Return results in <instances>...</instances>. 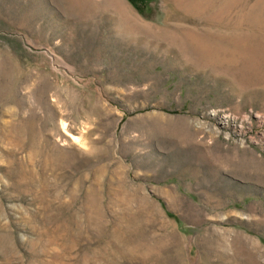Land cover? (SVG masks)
<instances>
[{
    "label": "rangeland",
    "instance_id": "rangeland-1",
    "mask_svg": "<svg viewBox=\"0 0 264 264\" xmlns=\"http://www.w3.org/2000/svg\"><path fill=\"white\" fill-rule=\"evenodd\" d=\"M0 264H264V0H0Z\"/></svg>",
    "mask_w": 264,
    "mask_h": 264
},
{
    "label": "bare ground",
    "instance_id": "bare-ground-1",
    "mask_svg": "<svg viewBox=\"0 0 264 264\" xmlns=\"http://www.w3.org/2000/svg\"><path fill=\"white\" fill-rule=\"evenodd\" d=\"M65 125L62 124V129H64ZM74 142H77V139L73 138Z\"/></svg>",
    "mask_w": 264,
    "mask_h": 264
}]
</instances>
